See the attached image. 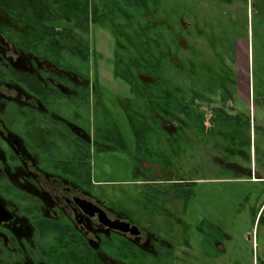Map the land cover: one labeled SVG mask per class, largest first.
<instances>
[{"label": "flooded vegetation", "instance_id": "af4514ba", "mask_svg": "<svg viewBox=\"0 0 264 264\" xmlns=\"http://www.w3.org/2000/svg\"><path fill=\"white\" fill-rule=\"evenodd\" d=\"M90 24L87 57H74L75 63L67 51L68 60L64 54L48 56L26 48L0 24V264H186L191 257L196 260L193 249H184L182 203L184 188L195 182L172 178L179 170L193 174L198 165L185 168L184 163L194 159L201 144L212 142L215 147L211 139L217 136L193 134L184 119L164 120L167 131L175 125L180 132L175 141L177 156L167 166L146 147L141 154L147 157L142 156L135 135L137 155L132 156L95 76L90 36L96 24ZM97 25L112 30L117 52H122L119 62L132 60V25L124 48L118 45V23ZM119 62L115 72L122 78L118 72L124 65ZM129 90V96L117 98V104L132 129V86ZM204 104L210 107L203 102V110ZM204 124L211 127L209 119ZM160 138L166 144L173 137ZM120 152L138 165L134 177L143 180L135 188L128 184L124 189H107L94 179L93 159ZM225 152L233 155L230 148ZM146 164L156 165L159 173ZM221 167V171L233 168ZM263 215L260 207L255 222ZM203 224L208 230L203 242L223 250L218 238L225 239L227 233L209 220Z\"/></svg>", "mask_w": 264, "mask_h": 264}, {"label": "rangeland", "instance_id": "374dc122", "mask_svg": "<svg viewBox=\"0 0 264 264\" xmlns=\"http://www.w3.org/2000/svg\"><path fill=\"white\" fill-rule=\"evenodd\" d=\"M155 2L158 4L160 20L166 17L175 26L178 23L179 29H176L177 33L180 32V59L187 61L194 58L197 67L210 63L215 69L220 68L223 60L228 75L231 76L233 72L237 76L233 86L234 98H228L225 105L218 97L213 99L210 107L204 104L206 118H210L212 106H224L229 114L250 115L252 160L249 174L254 178L264 179V151L256 159L254 155L255 143L264 150V108L256 102L260 99L256 96V93L260 94L258 82L256 88L258 70L264 64V26L257 23V17L260 16L252 11L255 0H234L231 3L219 0ZM197 31L201 33L197 34ZM90 39L94 72L104 94L103 100L126 142L127 151H131L132 156L137 155L134 134L117 104V98H126L130 94L127 83L117 77L115 72V64L119 62L122 52H117L115 37L108 26H92ZM63 54L67 60L71 58L65 52ZM71 60L74 63L77 61L74 56ZM198 74L201 76L205 73L199 71ZM216 92L221 94L218 90ZM254 127L260 128L257 133ZM223 138L217 136L211 139L215 142V147L212 142L201 144L195 150L194 159L184 163L185 168L198 165L193 174H186L182 170L174 171L172 179L191 178L195 182L184 188L185 201L182 202L186 228L184 249H193L190 251L196 257V260L193 257L186 260V264H264V215L260 222L259 219L255 222V215L264 200V182L253 181L249 175L239 176L238 172L241 171L248 174L246 170L249 165L232 154L227 155L223 149L226 145ZM242 138L246 140L247 131ZM231 151L233 153L232 149ZM238 151H246V148ZM135 165L138 166L125 153L97 155L93 159V176L96 181L104 183L107 189H124L128 184L135 188L143 180L134 177ZM221 165H232L233 168L221 171ZM151 168L152 172L157 170L159 173L156 165ZM208 168L214 170L209 172ZM204 220L215 223L227 233L225 239L218 238L223 250L211 249L203 242V237L208 233Z\"/></svg>", "mask_w": 264, "mask_h": 264}, {"label": "trees", "instance_id": "16d2710c", "mask_svg": "<svg viewBox=\"0 0 264 264\" xmlns=\"http://www.w3.org/2000/svg\"><path fill=\"white\" fill-rule=\"evenodd\" d=\"M219 1L231 3L234 0ZM157 5L155 0H0V16L3 18L0 24L10 31L11 38L21 41L30 50L37 49L48 56L55 53L58 57L67 51L82 60L88 54L90 22L118 23L120 48L127 47L132 25V60L120 61L119 64L122 62L124 66H119L118 74L132 86L130 119L132 132L140 145V154L146 147L152 153L150 155L159 157L167 166L171 157L177 156L179 149L175 141L180 132L175 125L173 131H167L162 122L173 123L184 119L187 128L195 135L224 137L226 145L223 149L227 151L231 148L234 156L241 157L249 165L248 174L241 171L239 176L251 177L250 115L229 114L224 106H212L211 116L206 118L207 114L202 109L203 102L212 104L217 97L223 105L228 98L233 99L237 76L233 72L228 75L223 60L216 70L210 63L197 67L194 58L187 61L180 59L178 23L175 26L166 17L160 20ZM252 11L260 16L255 15L257 23L264 26V0H255ZM200 33L197 31V34ZM262 44L264 51V40ZM126 51L129 52V49ZM199 71L205 74L200 76ZM258 72L256 88L258 82L260 94L256 93V96L260 99L256 102L264 108V64ZM206 119L211 122L208 129L204 124ZM254 128L256 133L260 129ZM245 131L246 140L242 138ZM164 135L173 137V142L161 143L160 137ZM146 136L151 139H146ZM245 148L246 151H238ZM254 148L256 159L264 150L256 143Z\"/></svg>", "mask_w": 264, "mask_h": 264}, {"label": "crops", "instance_id": "0c3cea01", "mask_svg": "<svg viewBox=\"0 0 264 264\" xmlns=\"http://www.w3.org/2000/svg\"><path fill=\"white\" fill-rule=\"evenodd\" d=\"M253 176H254V175H253ZM250 179L253 180V181H254V180H264V179H257V178H254V177H252V176L250 177ZM261 207L264 208V200H263V202H262Z\"/></svg>", "mask_w": 264, "mask_h": 264}]
</instances>
